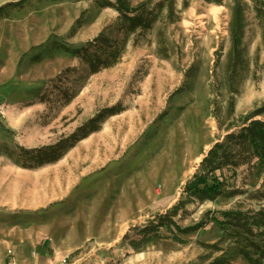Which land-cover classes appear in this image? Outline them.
Returning a JSON list of instances; mask_svg holds the SVG:
<instances>
[{"label": "rangeland", "instance_id": "1", "mask_svg": "<svg viewBox=\"0 0 264 264\" xmlns=\"http://www.w3.org/2000/svg\"><path fill=\"white\" fill-rule=\"evenodd\" d=\"M252 121L264 123V17L251 0H11L0 264H250L246 237L213 217L264 209V168L240 138ZM214 160L223 185L209 197L191 183L212 186Z\"/></svg>", "mask_w": 264, "mask_h": 264}, {"label": "trees", "instance_id": "2", "mask_svg": "<svg viewBox=\"0 0 264 264\" xmlns=\"http://www.w3.org/2000/svg\"><path fill=\"white\" fill-rule=\"evenodd\" d=\"M203 1L209 4H221L223 2V0ZM251 1L255 5L257 17H264V0ZM117 2L121 3V0H117ZM135 13L136 10L130 12V14ZM150 15L151 14H148V16ZM128 19L132 22L133 26L136 25L137 22H140L139 18L136 16L129 17ZM243 29V12L241 7L237 5L234 9L231 21V32L236 39L235 46H239L240 44ZM245 132V135L240 138L243 139L244 144L250 152L249 156L251 158L252 168L261 170L264 168V123L252 121L250 125L245 128ZM219 148L220 146H216L214 150L211 151L210 156L212 159L218 160L219 157L217 151ZM208 160H205L204 164ZM222 168V162L214 160L213 164L210 165L207 174V178L211 176L212 186H208L207 181L204 179H196L193 183H191L193 185L192 189H196L209 197H213L215 194L220 193L223 184L218 181L215 172L218 170L222 171ZM199 185H204L203 190L198 189ZM213 220L219 224H227L237 229V234H234V236L242 234L246 237L245 244L242 245L239 253H241L250 262V264H264V209L257 212H218L213 217Z\"/></svg>", "mask_w": 264, "mask_h": 264}, {"label": "crops", "instance_id": "3", "mask_svg": "<svg viewBox=\"0 0 264 264\" xmlns=\"http://www.w3.org/2000/svg\"><path fill=\"white\" fill-rule=\"evenodd\" d=\"M10 1L11 0H0V7L5 5V4H7V3H9ZM20 264H22V262Z\"/></svg>", "mask_w": 264, "mask_h": 264}]
</instances>
